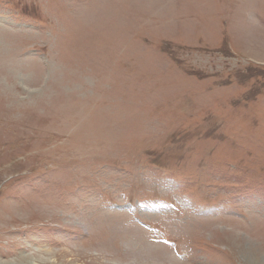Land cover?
Here are the masks:
<instances>
[{
    "label": "rangeland",
    "instance_id": "rangeland-1",
    "mask_svg": "<svg viewBox=\"0 0 264 264\" xmlns=\"http://www.w3.org/2000/svg\"><path fill=\"white\" fill-rule=\"evenodd\" d=\"M0 264H264V0H0Z\"/></svg>",
    "mask_w": 264,
    "mask_h": 264
}]
</instances>
